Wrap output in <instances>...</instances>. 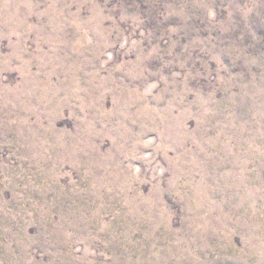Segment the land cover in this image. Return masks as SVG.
Wrapping results in <instances>:
<instances>
[{
	"label": "rangeland",
	"instance_id": "rangeland-1",
	"mask_svg": "<svg viewBox=\"0 0 264 264\" xmlns=\"http://www.w3.org/2000/svg\"><path fill=\"white\" fill-rule=\"evenodd\" d=\"M0 264H264V0H0Z\"/></svg>",
	"mask_w": 264,
	"mask_h": 264
}]
</instances>
